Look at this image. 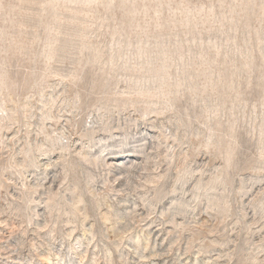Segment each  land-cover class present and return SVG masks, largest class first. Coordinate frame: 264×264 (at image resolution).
<instances>
[{
	"label": "rangeland",
	"instance_id": "374dc122",
	"mask_svg": "<svg viewBox=\"0 0 264 264\" xmlns=\"http://www.w3.org/2000/svg\"><path fill=\"white\" fill-rule=\"evenodd\" d=\"M0 264H264V0H0Z\"/></svg>",
	"mask_w": 264,
	"mask_h": 264
}]
</instances>
